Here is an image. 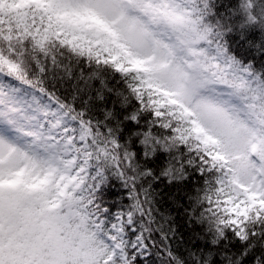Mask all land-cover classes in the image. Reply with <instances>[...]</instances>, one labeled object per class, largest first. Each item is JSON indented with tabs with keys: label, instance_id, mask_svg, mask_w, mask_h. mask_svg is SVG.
<instances>
[{
	"label": "snow or ice",
	"instance_id": "snow-or-ice-1",
	"mask_svg": "<svg viewBox=\"0 0 264 264\" xmlns=\"http://www.w3.org/2000/svg\"><path fill=\"white\" fill-rule=\"evenodd\" d=\"M0 264H264V0H0Z\"/></svg>",
	"mask_w": 264,
	"mask_h": 264
},
{
	"label": "trees",
	"instance_id": "trees-1",
	"mask_svg": "<svg viewBox=\"0 0 264 264\" xmlns=\"http://www.w3.org/2000/svg\"><path fill=\"white\" fill-rule=\"evenodd\" d=\"M219 2H220L221 4H230V3L233 2V0H219ZM221 10H223V8H222ZM113 191H114L115 193H120L121 190H120L119 188H115Z\"/></svg>",
	"mask_w": 264,
	"mask_h": 264
}]
</instances>
